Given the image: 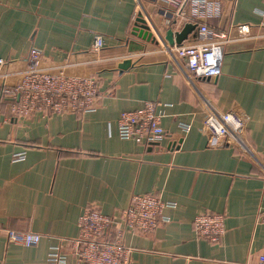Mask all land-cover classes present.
I'll use <instances>...</instances> for the list:
<instances>
[{
    "label": "crops",
    "instance_id": "0c3cea01",
    "mask_svg": "<svg viewBox=\"0 0 264 264\" xmlns=\"http://www.w3.org/2000/svg\"><path fill=\"white\" fill-rule=\"evenodd\" d=\"M166 37L185 25L167 24L173 9L143 0ZM218 12L206 20L225 33L222 73L192 85L157 43L135 35L142 13L135 0H0V86L15 87L32 49L51 72L98 85L96 109L17 113L19 99L0 95V264H83L72 241L80 218L96 210L119 219L136 195L169 206L152 233L124 231L131 264H259L264 256V0H208ZM190 13V7L186 8ZM177 22V23H176ZM246 25L249 33H238ZM150 33V32H149ZM97 36L104 46L95 51ZM125 60L132 65L121 71ZM152 102L165 136L152 145L122 139L121 113ZM206 103L247 117L255 158L232 146L211 147L201 131ZM23 155L21 160H16ZM225 217L218 242L197 236L200 214ZM41 236L33 247L12 244L8 231Z\"/></svg>",
    "mask_w": 264,
    "mask_h": 264
},
{
    "label": "built area",
    "instance_id": "2783aa9c",
    "mask_svg": "<svg viewBox=\"0 0 264 264\" xmlns=\"http://www.w3.org/2000/svg\"><path fill=\"white\" fill-rule=\"evenodd\" d=\"M160 1L174 10L173 14L166 13L168 25H172L176 19L199 24L194 42L171 45L154 22L144 1L135 0L160 51L192 85L198 79L220 76L224 56L222 41L226 35L210 29L206 23L208 18L218 14L212 3L208 0ZM187 7H190L189 14L186 12ZM237 31L245 35L250 30L248 26L241 25L237 27ZM103 46V37L97 36L94 50L99 51ZM41 62L40 51L32 49L29 67L22 73L18 84L12 89L0 86L2 97L19 98L15 109L17 113H83L96 109V79L65 77L63 73H54L50 68L42 67ZM3 64L4 60L0 59V65ZM205 108L201 131L208 136L209 145L232 146L247 157L255 158L247 143V117L236 110L222 111L209 103H206ZM163 117L162 111L152 102L145 103L136 111L123 112L118 119L119 136L146 146L157 143L166 134L162 125ZM22 157L23 155H18L16 160H21ZM168 206L154 195H136L119 219H111L96 210H88L80 218L79 237L72 241L74 253L83 264H131L132 250L122 241L124 231L154 232L163 221V211ZM260 222L264 224V210L260 213ZM194 229L198 237L218 242L226 232L225 217L221 214H200L194 220ZM7 235L10 243L26 247L36 246L41 241V236L34 233L9 230ZM64 259L58 248L49 255L48 260L50 264H62ZM259 264H264V256L260 257Z\"/></svg>",
    "mask_w": 264,
    "mask_h": 264
},
{
    "label": "water",
    "instance_id": "95a60500",
    "mask_svg": "<svg viewBox=\"0 0 264 264\" xmlns=\"http://www.w3.org/2000/svg\"><path fill=\"white\" fill-rule=\"evenodd\" d=\"M196 29V26L193 24H187L185 25V27L180 31V32H176L174 33L172 30L167 31L166 33V39L167 41L171 44H182L183 42H185L186 40H188L189 35ZM135 35H140L143 36L144 39L148 40H152V35L151 33H149V29L145 23V20L139 19L138 25L135 28L134 31ZM154 43V39L152 40ZM132 65V61L131 60H125L121 65H119V69L121 71L127 70L128 68H130Z\"/></svg>",
    "mask_w": 264,
    "mask_h": 264
},
{
    "label": "rangeland",
    "instance_id": "374dc122",
    "mask_svg": "<svg viewBox=\"0 0 264 264\" xmlns=\"http://www.w3.org/2000/svg\"><path fill=\"white\" fill-rule=\"evenodd\" d=\"M65 77H66V76H65ZM67 77H68V76H67ZM69 78H76V77L73 76V77H69Z\"/></svg>",
    "mask_w": 264,
    "mask_h": 264
}]
</instances>
